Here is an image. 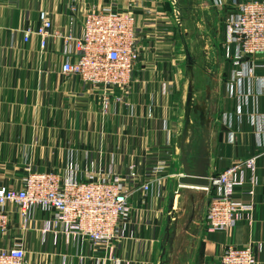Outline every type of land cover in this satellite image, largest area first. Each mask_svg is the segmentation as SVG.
<instances>
[{
  "label": "crops",
  "instance_id": "crops-1",
  "mask_svg": "<svg viewBox=\"0 0 264 264\" xmlns=\"http://www.w3.org/2000/svg\"><path fill=\"white\" fill-rule=\"evenodd\" d=\"M172 2L0 0V187L19 189L27 170H52L64 179L78 180L110 171L144 178L157 162L170 164L158 174L151 191L133 194L130 231L111 254L89 242L62 239L55 246L50 235L43 241L40 230L49 214L37 212L24 226L15 206L13 227L0 235V249L24 244L26 264H160L163 233L170 229L172 211L181 206L187 223L200 229L193 264H217L228 245L252 246L256 264H264V136L253 125L254 118L264 114V55L254 63L234 57L226 27L234 0L203 3L223 24L215 25L223 57L215 92L219 115L204 119L210 125L209 139L190 149L189 167L210 178L241 158L259 156V185L252 197L245 198L252 210L231 233H209L208 189L180 185L185 54ZM108 5L135 14L141 50L131 87L117 90L105 109L100 95L79 78L62 74V39L42 49L37 37L24 42V31L38 28L44 10L57 30L80 35L86 14ZM195 198L204 200L202 215L193 209L198 207Z\"/></svg>",
  "mask_w": 264,
  "mask_h": 264
},
{
  "label": "built area",
  "instance_id": "built-area-1",
  "mask_svg": "<svg viewBox=\"0 0 264 264\" xmlns=\"http://www.w3.org/2000/svg\"><path fill=\"white\" fill-rule=\"evenodd\" d=\"M233 3L235 10L226 21L228 42L235 47L237 61L246 58L254 63L259 55H264V0ZM39 19L38 28L24 31V42L37 37L40 47L45 49L50 42L62 39V74L79 78L84 86L100 95L105 109L117 90L131 87L141 50L132 11L108 5L88 13L80 35L57 30L47 11L42 10ZM242 74L236 72L237 76ZM253 125L264 136V114L254 118ZM258 159V155L241 158L208 178V186L203 187L210 194L207 232L229 234L244 213L252 210V203L245 198L252 197L259 185ZM168 167L170 164L157 162L144 178H126L110 171L101 176L90 174L84 180L64 179L52 170H27L19 189L0 187V235L11 232L14 224L11 207L15 206L24 226L37 212L49 214L40 230L43 241L50 235L55 246L62 239L89 242L111 254L117 242L130 231L133 194L151 191L158 174ZM25 260L26 248L22 243L0 249V264H26ZM217 264H256V256L252 246L228 245Z\"/></svg>",
  "mask_w": 264,
  "mask_h": 264
},
{
  "label": "rangeland",
  "instance_id": "rangeland-1",
  "mask_svg": "<svg viewBox=\"0 0 264 264\" xmlns=\"http://www.w3.org/2000/svg\"><path fill=\"white\" fill-rule=\"evenodd\" d=\"M208 1L173 0L172 2L183 43L181 50L185 54L183 56L182 67L184 93V99L182 101V115L184 117L183 129L187 122L186 115L188 111L190 116L192 148L199 145L200 140L204 138L208 130V134L210 132V125L206 126L203 124V119L212 118L215 120L219 115V98L216 97L215 92L218 87L216 78L218 77L223 57H221L222 47L219 41H217L219 37L217 39L215 35V25L220 21L217 19V15L213 9H206V6L203 5V3L209 4ZM221 23L220 26H223ZM188 96L191 97L189 105L186 103ZM195 201L198 207L193 209H196L195 213L197 215H202L203 210L205 208L207 210L209 203L203 208V199L201 201L195 198ZM172 214L170 229L163 233L162 238L163 240L168 236L170 251L168 246L166 253L162 249L160 264H193V255L196 254L199 247V237L196 234L199 233L200 229L191 223H187L184 210L181 206L172 211ZM194 237H197V240ZM174 238H176V245L173 244Z\"/></svg>",
  "mask_w": 264,
  "mask_h": 264
},
{
  "label": "water",
  "instance_id": "water-1",
  "mask_svg": "<svg viewBox=\"0 0 264 264\" xmlns=\"http://www.w3.org/2000/svg\"><path fill=\"white\" fill-rule=\"evenodd\" d=\"M188 55V53H186ZM190 59V57L188 56ZM190 63V61H188ZM191 97L188 96L187 105L190 104ZM189 112L187 111L186 115V125L185 128L182 130L179 138L178 143L180 145V159L183 168V175L180 178V185L183 187H196V188H203L208 186V178H206V174L203 171H192L189 167L188 158H189V151L192 148V135H191V127L189 121ZM203 124L206 126L208 123L204 121ZM209 131V130H208ZM204 135V138L200 140L199 145H205L207 140L209 139V134ZM197 145V146H199ZM169 230V228H168ZM164 244L162 245L163 251L166 253L167 243L169 242L168 236L165 237Z\"/></svg>",
  "mask_w": 264,
  "mask_h": 264
}]
</instances>
